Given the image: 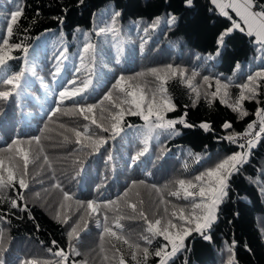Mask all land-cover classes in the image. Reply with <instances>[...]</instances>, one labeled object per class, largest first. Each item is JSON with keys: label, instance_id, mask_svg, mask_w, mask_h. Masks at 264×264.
<instances>
[{"label": "trees", "instance_id": "trees-1", "mask_svg": "<svg viewBox=\"0 0 264 264\" xmlns=\"http://www.w3.org/2000/svg\"><path fill=\"white\" fill-rule=\"evenodd\" d=\"M16 3L23 8V15L14 26L10 43L23 41L27 45L29 64L26 65L23 54L16 51L13 55L18 59L10 61L9 65L12 72L34 67L36 75L26 72L21 94L11 97L8 101H0V147H5L13 138L28 140L41 136V144L49 155L53 168L44 165L42 156L29 166L30 175L34 179L30 189L23 190L25 201L18 200V204L23 207L26 203L32 218H29L28 212L10 208L7 202L10 198H16L17 193L22 191L18 185L15 191L7 189L3 193L4 201L0 202V214H5L11 223L0 224V227H3L6 233V243L10 241L7 256L10 261L17 257L34 258L41 262L54 261L56 258L48 252L49 248H52L53 252L57 250L52 241L55 240L59 248L67 251V232L84 213V209L79 208L76 201L86 203L88 200L115 199L128 189L134 180H145L146 185L133 188L128 199L137 203L142 200L149 218H156L153 213H157L158 207L162 212V206L159 205V195L151 185H168L169 187L164 189L167 196V191L175 187L171 181L176 178H191L218 159L238 151L236 144H230L222 137L232 132L242 133L246 125L255 119L257 107H264L262 88L258 97L260 104L255 100L245 101L244 107L249 115L238 119V113L221 105L219 100L209 107L202 96L193 106L194 94L178 79L170 80L167 87L173 96L176 111L168 113V118H177L187 112V121L195 127L184 128L177 125L180 135L169 139L161 136L160 142L154 140L150 147L151 155L142 157L136 164L131 163L130 157L135 155L138 147L142 145H139L135 128H126L123 139L118 137L115 141L109 140L99 153L88 155L90 149L79 153L84 163L83 170L77 175L78 169L72 163L77 155L72 152L76 147L74 142H71L74 137L59 125L78 127L87 122L78 115L64 114V111L71 107V101H66L61 106V112L51 119L49 116L51 109L56 106L62 87L67 86V82L76 76L84 78L83 73H74V68L79 66L78 54L84 42L82 33H88L90 42L97 45V71L104 77L101 81L103 87L84 101L86 103L99 100L121 74L129 76L153 67L173 64L187 68L189 72L193 68L197 69L200 72L197 82H200L204 75H231L237 62L242 65L241 72L245 75L258 70L262 62L258 58L254 59V56L259 57L260 54L254 51L248 37L235 32L227 38V48L222 54V59H196L197 54L206 57L214 53L218 31L230 25L226 18L208 11L211 7L209 0H194L195 6L192 9L185 8L182 0H83L82 3L80 0H0V30L5 27L3 17L8 15L10 10H14ZM109 9L121 12L118 24L122 32L123 51L119 54L112 37L106 39L96 35L98 27L103 26L99 19ZM168 12H174L179 17L174 27L168 28L162 23L155 31H150L147 35L144 33L143 28L155 17ZM60 18L63 19V24L60 23ZM143 40H147V44L141 51ZM64 47L68 49L69 58L64 61L62 71L57 75L54 68L55 56ZM117 59L120 63L116 62ZM238 82H242V77ZM214 88L213 83V88L209 91ZM0 90L3 88L0 87ZM238 92L237 88H231L233 98ZM202 121L210 122L213 130L204 132L200 129L198 125ZM225 121L231 122V129L222 128ZM143 123L136 116L125 118L126 125L139 127ZM61 133L68 135L70 141L65 142ZM33 148L37 150L35 144ZM162 149L167 151L162 159H158ZM189 151L201 154L209 162L202 160L199 164L195 163L187 155ZM69 153L72 155L69 156ZM109 153L114 157L111 162L107 160ZM185 162L189 165L187 170L183 168ZM40 180L43 181L42 185L37 183ZM57 180L66 191L74 195L72 201L64 202L59 189L52 187ZM230 183L229 196L221 205L220 218L213 229V241L209 243L193 234L194 238L189 237L186 241L188 250L177 253L173 258L174 264H227L229 254L225 245L230 244L232 240L237 242L235 258L238 264H264V193L261 192V186L264 185V140L254 149L249 162ZM37 191L40 193L39 198L34 195ZM168 199L185 203L176 201L173 197ZM61 204L64 206L61 207ZM58 212L61 219L65 214L70 217L68 224L57 221ZM108 214L110 220L116 215L111 212ZM123 214L133 215L130 209H124ZM121 223L124 225V233L131 240H140L144 228L142 220L125 219ZM101 231L102 229L97 228L95 219H88L87 231L81 232L80 239L75 241L80 255L70 257L68 264H71L72 259L86 261L87 264H102L99 251ZM158 239L160 243H165L162 238ZM113 243H117L129 264H135L131 260V250L127 245L106 238L103 246L109 255H112ZM157 246L158 243L154 241L150 251ZM158 259L150 256L148 264H158Z\"/></svg>", "mask_w": 264, "mask_h": 264}, {"label": "snow or ice", "instance_id": "snow-or-ice-1", "mask_svg": "<svg viewBox=\"0 0 264 264\" xmlns=\"http://www.w3.org/2000/svg\"><path fill=\"white\" fill-rule=\"evenodd\" d=\"M82 3L83 0H80ZM183 6L187 9L194 8V0H182ZM211 7L208 9L210 13L219 17H224L230 21V25L218 31L215 37V52L201 57L197 54V60L214 61L217 58L222 59L223 52L227 48V38L233 33L239 32L249 39V43L253 45L254 51L259 53L262 64L258 70L250 71L246 75L241 72L242 65L237 62L233 72L229 76L204 75L200 82L197 77L200 72L193 68L190 72L187 68L180 65L167 64L162 67H153L146 71L137 72L134 75L125 76L123 74L117 76L111 86L104 92L103 96L95 103H86L90 96L95 94L103 87L101 83L103 74L97 71V45L89 40L88 33H82L83 44L81 52L78 54L79 66L74 68V73L84 74V78L79 76L67 82V86H63L59 91L56 106L51 109L49 119L61 112V106L66 101H71V107L64 111L65 115L80 116L84 123L78 127H67L60 124L59 127L67 132L72 133L74 144L76 147L72 150L77 153L72 160L73 165L78 169L77 175L83 170V159L79 153L90 149L88 155L99 153L105 144L115 141L118 137L123 139L126 135V128H135L139 137L138 150L135 155L131 156V163L136 164L141 161L142 157L151 155L150 147L155 140L160 142V137L165 139L180 135L177 125L184 128H193L195 125L187 121V112L180 117L168 118V113L176 111V104L172 94L167 87L170 80L178 79L190 93L194 94L192 104L195 106L201 97L211 107L213 102L219 100L221 105H225L232 112L238 113V119H243L249 115L244 107L245 101H253L259 105L258 97L264 88V0H209ZM39 14V13H37ZM234 14V16H233ZM23 15V8L16 3L14 10H10L8 15L3 17L5 27L0 30V101H8L13 96H19L22 91V81L26 72L36 75L34 67H26L19 72H12L9 62L18 59L13 53L20 51L23 54L25 64H29V48L23 42L10 43L13 35L14 26ZM121 12L115 9L106 10L105 14L99 19V23L103 26L96 30L97 36H103L106 39L112 37L115 41L117 53L123 51L122 32L118 21ZM235 17V18H234ZM179 17L174 12H168L163 16H158L143 28L147 35L150 31H155L163 23L168 28L174 27ZM63 24V19L60 18ZM139 26L138 24L136 25ZM79 32L80 29H77ZM62 35V34H61ZM147 40H143L140 48L143 51ZM69 58L68 49L64 47L55 56L56 63L54 65L55 74L62 71L64 61ZM117 63L120 60L117 59ZM102 63V61H101ZM239 74V75H238ZM151 77L152 79H149ZM242 77V82H238ZM95 80V83H94ZM215 85L214 90L209 91ZM235 87L239 90L238 95L233 98L231 88ZM191 98V97H190ZM187 107V106H186ZM255 119L246 125L242 133L232 132L222 139L230 144H236L238 151L225 155L218 159L211 166L205 167L203 171L198 172L191 178H176L170 183L175 187L167 191L165 196L164 189L169 186L157 187L155 184L151 188L159 195V205L162 206V212L153 213L154 219H150L148 213L143 208V201L132 202L128 199L129 192L137 185H146L145 180L132 181V184L122 194L115 199H106L100 201L77 200L79 208L84 209V213L80 216L70 230L68 236V250L59 248L55 240L52 245L57 247L53 252L52 248L48 252L56 259L54 261H38L34 258L21 259L17 257L15 260L7 259L9 253V243H6L7 236L3 227H0V264H68L70 257L79 256L80 252L75 246V241L80 239L81 232L88 229V219H95L97 228L102 229L100 234L101 244L99 251L101 254L102 264H129L124 253L121 251L117 243L111 246L112 255H109L103 246L106 238H111L115 242H121L127 245L131 250V260L135 264H148L149 257H158V264H174L173 258L181 251H187L189 237L193 234L199 236L202 240L211 243L213 241V229L218 222L221 214V205L229 196L232 178L239 174L243 166L247 164L253 155L254 149L259 147L264 140V107H257ZM127 116L139 117L144 123L137 127L132 124H125ZM94 126V127H93ZM199 128L204 132H211L212 125L208 121L199 123ZM222 128L227 130L232 128L231 122L225 121ZM99 130V132H97ZM107 133L108 135H102ZM123 134V135H122ZM63 135L65 142L70 141L68 135ZM247 138V139H245ZM243 140L244 142L238 143ZM36 149L34 150L33 145ZM167 149L161 150L158 159L163 158V154ZM72 153H69L71 156ZM195 163L202 160L208 163V159L199 153L189 151L187 153ZM43 158L44 165L50 169L53 168L49 155L41 144V136H34L28 140L19 138L11 139V142L5 147H0V202L4 201L3 193L7 189L19 191L16 198H10L7 202L12 209L28 212L29 218L31 212L27 204L23 207L18 204L19 201H25V191L29 190L30 184L34 177L30 175L29 166L36 160ZM114 159L111 153L108 154L107 160L111 162ZM210 159V158H209ZM188 163L185 162L183 168L187 170ZM151 175V173H149ZM53 179H55V171L53 170ZM43 184V181H37ZM54 189H59L62 193L64 202L72 201L74 195L66 191L63 185L57 180L52 184ZM100 187L99 185L97 186ZM261 192L264 193V185L261 186ZM34 195L39 198L40 193L37 191ZM139 193H137V196ZM168 197L175 198L176 201H184L185 203H176ZM123 202V203H121ZM64 205L61 204V207ZM124 209H130L133 215H124ZM115 213L111 220L108 213ZM86 217L88 219H86ZM58 222L68 224L70 217L65 214L61 219L60 213H57ZM125 219H140L143 221V233L139 241H133L124 233V225L121 223ZM81 222H83L81 224ZM5 214H0V224H10ZM38 227V226H37ZM158 238H162L165 243H160ZM194 238V237H193ZM142 241L143 243H141ZM156 241L158 246L150 251V246ZM237 242L232 240L230 244L225 245V250L229 254L227 264H238L235 258V248ZM247 248V245H245ZM251 251V249H248ZM71 264H87L86 261L71 260ZM187 264V262H185Z\"/></svg>", "mask_w": 264, "mask_h": 264}, {"label": "built area", "instance_id": "built-area-1", "mask_svg": "<svg viewBox=\"0 0 264 264\" xmlns=\"http://www.w3.org/2000/svg\"><path fill=\"white\" fill-rule=\"evenodd\" d=\"M245 139H247V138H245ZM242 142H244V141L243 140L238 141V143H242Z\"/></svg>", "mask_w": 264, "mask_h": 264}]
</instances>
